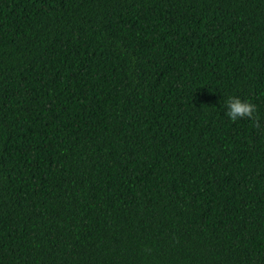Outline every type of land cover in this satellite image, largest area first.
<instances>
[{
	"label": "trees",
	"instance_id": "obj_1",
	"mask_svg": "<svg viewBox=\"0 0 264 264\" xmlns=\"http://www.w3.org/2000/svg\"><path fill=\"white\" fill-rule=\"evenodd\" d=\"M0 264H264V0H0Z\"/></svg>",
	"mask_w": 264,
	"mask_h": 264
},
{
	"label": "clouds",
	"instance_id": "obj_2",
	"mask_svg": "<svg viewBox=\"0 0 264 264\" xmlns=\"http://www.w3.org/2000/svg\"><path fill=\"white\" fill-rule=\"evenodd\" d=\"M224 115L228 119L235 121L238 118L247 117L254 123L256 122V109L255 103L249 99H242L239 96H228L224 101Z\"/></svg>",
	"mask_w": 264,
	"mask_h": 264
}]
</instances>
